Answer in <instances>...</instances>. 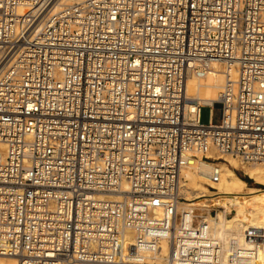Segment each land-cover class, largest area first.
Segmentation results:
<instances>
[{
  "label": "built area",
  "instance_id": "1",
  "mask_svg": "<svg viewBox=\"0 0 264 264\" xmlns=\"http://www.w3.org/2000/svg\"><path fill=\"white\" fill-rule=\"evenodd\" d=\"M56 1L0 0V256L260 264L179 209L210 151L264 166V0ZM215 66L202 105L188 81Z\"/></svg>",
  "mask_w": 264,
  "mask_h": 264
},
{
  "label": "bare ground",
  "instance_id": "2",
  "mask_svg": "<svg viewBox=\"0 0 264 264\" xmlns=\"http://www.w3.org/2000/svg\"><path fill=\"white\" fill-rule=\"evenodd\" d=\"M81 1L84 0H57L53 10L57 12L62 6ZM213 68L215 70L204 78H191L188 81V95L199 100L202 105L217 103L225 85L222 69L219 66ZM188 111L192 113L194 106L190 105ZM209 156L220 162H202L187 172L188 184L185 196L188 202L181 205L188 207V210H191V207L196 208L193 210L196 211L197 219L207 216L206 222L199 226H207L209 235L215 242L225 248L232 245L244 248L246 251L255 248L258 263L264 264V192L259 193V189L249 187L234 172L240 169L254 183L264 186V166L243 163L230 155L215 154L213 150L210 151ZM215 164L221 170V179L218 184L212 185L215 190H211L206 186L209 185L207 175ZM246 193L252 194V200L248 198L250 200L246 203L236 202L237 196ZM181 205L180 211H188L186 209L184 211ZM217 210L222 211V216L218 219L212 215V212ZM126 249L131 252L132 245L129 244ZM0 259L7 264H18L14 258L0 256Z\"/></svg>",
  "mask_w": 264,
  "mask_h": 264
},
{
  "label": "rangeland",
  "instance_id": "3",
  "mask_svg": "<svg viewBox=\"0 0 264 264\" xmlns=\"http://www.w3.org/2000/svg\"><path fill=\"white\" fill-rule=\"evenodd\" d=\"M74 3H77V2H74ZM71 4H73V2ZM200 122L203 125H208L210 122H212V124H214V125L220 124L221 123V110L219 108H215L211 112V109L208 108V107L202 108L201 109V113H200ZM218 162H220V161H218ZM234 172L240 178H242L243 180L244 179L248 180L250 182L249 184H247L249 187H253V188L259 189L260 190L259 193L260 192H264V186H260V185H257L256 183H254V181L251 180L249 177H247L245 174H243V172L240 171V169L239 170H234ZM257 193H255V194H257ZM236 198H237L236 202L246 203L247 201L250 200L248 198H251V200H252V194L246 193V194H243V195H239ZM181 208L183 210L184 209H186V210L189 209L188 207H184V205H181ZM190 209H196V208L191 207ZM203 212L204 211L202 210V213ZM212 215L215 216L218 219L220 216H222V211L221 210H217L216 212H212ZM206 217L204 215V216L198 218V219H200L199 225H202V224H204L206 222ZM0 264H7V262L3 261V259H0Z\"/></svg>",
  "mask_w": 264,
  "mask_h": 264
},
{
  "label": "trees",
  "instance_id": "4",
  "mask_svg": "<svg viewBox=\"0 0 264 264\" xmlns=\"http://www.w3.org/2000/svg\"><path fill=\"white\" fill-rule=\"evenodd\" d=\"M244 181L247 183V184H249L250 182L248 181V180H246V179H244Z\"/></svg>",
  "mask_w": 264,
  "mask_h": 264
}]
</instances>
